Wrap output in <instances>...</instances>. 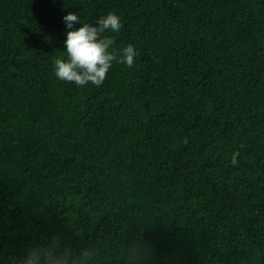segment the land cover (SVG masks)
Returning a JSON list of instances; mask_svg holds the SVG:
<instances>
[{
	"label": "trees",
	"instance_id": "16d2710c",
	"mask_svg": "<svg viewBox=\"0 0 264 264\" xmlns=\"http://www.w3.org/2000/svg\"><path fill=\"white\" fill-rule=\"evenodd\" d=\"M69 11L116 13L133 66L58 79ZM110 233L147 264H264V0H0V258Z\"/></svg>",
	"mask_w": 264,
	"mask_h": 264
},
{
	"label": "clouds",
	"instance_id": "9594fccd",
	"mask_svg": "<svg viewBox=\"0 0 264 264\" xmlns=\"http://www.w3.org/2000/svg\"><path fill=\"white\" fill-rule=\"evenodd\" d=\"M66 32L64 52L67 59L57 58L54 71L58 79L73 82L77 86L89 83L101 86L113 62L132 67L137 51L131 43L119 49L113 48L114 39L102 35L106 30L118 33L121 19L114 12H108L95 19V23H81L76 12L69 11L63 17ZM79 24V27L76 25ZM111 49V50H110ZM237 154L232 163L236 164ZM83 217H86L83 215ZM88 218V217H87ZM90 224L95 222L88 218ZM69 226L74 234L84 238L89 229L78 212L68 214ZM122 235L101 234L96 239L84 240L78 247L65 243L61 247L60 236L43 244L29 245L22 254H8L0 258V264H147L155 249L143 235L121 239Z\"/></svg>",
	"mask_w": 264,
	"mask_h": 264
}]
</instances>
